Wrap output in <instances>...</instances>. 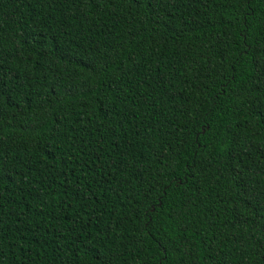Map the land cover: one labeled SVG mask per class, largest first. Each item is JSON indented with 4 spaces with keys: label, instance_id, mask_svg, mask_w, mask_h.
I'll return each mask as SVG.
<instances>
[{
    "label": "trees",
    "instance_id": "16d2710c",
    "mask_svg": "<svg viewBox=\"0 0 264 264\" xmlns=\"http://www.w3.org/2000/svg\"><path fill=\"white\" fill-rule=\"evenodd\" d=\"M0 264H264V0H0Z\"/></svg>",
    "mask_w": 264,
    "mask_h": 264
}]
</instances>
